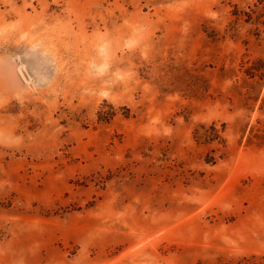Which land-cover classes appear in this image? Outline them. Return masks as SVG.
<instances>
[{
    "label": "rangeland",
    "instance_id": "1",
    "mask_svg": "<svg viewBox=\"0 0 264 264\" xmlns=\"http://www.w3.org/2000/svg\"><path fill=\"white\" fill-rule=\"evenodd\" d=\"M0 264H264V0H0Z\"/></svg>",
    "mask_w": 264,
    "mask_h": 264
},
{
    "label": "water",
    "instance_id": "2",
    "mask_svg": "<svg viewBox=\"0 0 264 264\" xmlns=\"http://www.w3.org/2000/svg\"><path fill=\"white\" fill-rule=\"evenodd\" d=\"M20 71H21L23 77L25 78V80L26 81H29V77H28L26 71L23 68H20Z\"/></svg>",
    "mask_w": 264,
    "mask_h": 264
}]
</instances>
